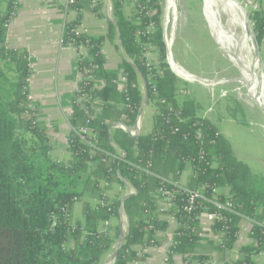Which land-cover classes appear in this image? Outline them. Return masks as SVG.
<instances>
[{
  "label": "trees",
  "instance_id": "trees-1",
  "mask_svg": "<svg viewBox=\"0 0 264 264\" xmlns=\"http://www.w3.org/2000/svg\"><path fill=\"white\" fill-rule=\"evenodd\" d=\"M110 1L113 19L106 35L101 36L79 28L83 12L99 13L105 1L95 0L93 8L94 0H74L69 5L76 15L64 25L62 46H73L78 52L88 49L87 55H78L77 73L92 76L102 87L95 88L87 79L78 82L67 138L71 159L64 164L52 157L47 128L37 123L39 110L29 101V53L6 46L18 0H0V63L5 64L4 70L0 68V264H101L114 252L122 234L119 225L110 226L122 210L128 230L113 264H130L139 258L136 247L159 246L157 233L169 228L168 221L160 218L157 202L161 190L171 194L174 209L168 215L178 223L169 262L182 255L188 261L205 263L207 257L196 255L195 249L202 240L200 216L206 213L221 217L211 230L221 239L216 248L224 258L237 242L240 221L249 219L250 242L240 248L239 259L231 264H259L256 258H264V184H257L258 177L238 159L218 127L197 116L192 101H179V80L166 62L164 0H140L130 16L125 14L126 0ZM250 20L261 45L264 10H252ZM107 42L125 56L119 70L106 68L102 51ZM150 50L159 58L157 66L148 64ZM121 75L126 78L125 91L118 86ZM140 79L145 82L148 103H155L163 116L154 117L151 133L133 138L118 125L132 128L139 119L144 104ZM84 97L95 105L99 101L101 111H86L79 103ZM236 105L245 118L242 106ZM231 118L238 125L249 126L244 118L238 120L236 113ZM84 126L96 134L95 148L77 134ZM188 166L193 176L187 190H202L208 200L225 203L227 199L213 191L228 187L231 210H219L213 202L199 200L196 209L188 211V194L175 187ZM112 184L134 194L123 201L128 194L120 192L112 200L106 194ZM86 194L95 196L97 202L83 200ZM76 203H82L83 219L73 224Z\"/></svg>",
  "mask_w": 264,
  "mask_h": 264
},
{
  "label": "crops",
  "instance_id": "crops-1",
  "mask_svg": "<svg viewBox=\"0 0 264 264\" xmlns=\"http://www.w3.org/2000/svg\"><path fill=\"white\" fill-rule=\"evenodd\" d=\"M67 3L68 0H18L14 18L9 24L6 34L7 48L25 49L29 53L31 66L29 101L33 108L39 110L37 123L47 128L50 143L53 147L52 157L64 164L71 159L67 142L71 131L69 120L73 111V97L81 79L79 73H77V59L80 52L73 46H62L64 25L67 21L74 20L76 15L72 11L66 13ZM236 9L238 10V8ZM255 9L264 10V0L260 2L256 0ZM112 19L111 2L105 0V5L99 13L90 10L83 12L82 25L79 31L92 36L106 35L109 22ZM116 43H119V38ZM102 52L107 59L106 68L108 70H119L125 57L123 52L116 49L110 42L105 44ZM155 55L157 56V54ZM118 86L121 90L123 84L118 83ZM139 86L145 95L146 90L143 79H140ZM148 106H152L151 103H148L146 107ZM154 117V113H152V130ZM138 121H140L138 135H142L140 134L142 131L140 116ZM191 178L192 169L188 166L182 175V182L188 184ZM160 218L169 223L167 232H159L156 235L161 244L157 247H136L139 258L130 264H201L198 261H188L182 255L173 256L171 262H169L170 250L173 246V235L178 229V223L172 215L160 214ZM212 225L207 214L200 216L202 240L196 247L195 254L207 257L203 264L234 263L240 257V248L250 242L251 221L247 218L240 221L237 242L225 258L216 248L219 237L212 233ZM111 257L112 254L107 255L104 264H110ZM256 260L260 264L264 263L262 256H258Z\"/></svg>",
  "mask_w": 264,
  "mask_h": 264
},
{
  "label": "rangeland",
  "instance_id": "rangeland-1",
  "mask_svg": "<svg viewBox=\"0 0 264 264\" xmlns=\"http://www.w3.org/2000/svg\"><path fill=\"white\" fill-rule=\"evenodd\" d=\"M238 1L243 2V0ZM171 2L172 0H164L162 3V27L167 47L166 62L172 71L169 64L170 56H172L175 63L195 78L191 80L172 71L179 80V91L177 93L179 101H192L195 104L197 116L209 119L218 127L221 134L231 143L238 159L247 163L251 167V172L258 177L257 184L259 185L260 182L264 184V99L260 97L259 92L250 86H245L239 80L240 73L238 69L227 59L215 36L216 29L211 27L205 17V0H174L175 7L171 9L172 11L170 10ZM232 3L238 8L233 0ZM246 3L250 19V12L256 10V0H247ZM3 9H5L4 5L2 6ZM236 10L235 12L242 16L240 11ZM133 11V7L125 6V14L130 16ZM250 26L252 28L251 20ZM172 32H175V40L170 47L169 39ZM250 43L252 44L251 38ZM258 47L261 65H257L258 73H260V71L264 72V43L258 44ZM155 54L153 50L147 53L149 65L157 66L159 64V58ZM0 68L4 70L5 64L0 63ZM11 75L15 83L17 76L14 70ZM202 81L216 83L210 85L204 84ZM236 103L242 106L245 118L238 111ZM151 105L153 107H146L140 115L142 121L140 134L142 135L151 133V115L160 110L157 109L155 103H151ZM170 107L169 105L166 106V108ZM228 109L231 110V113ZM234 112L238 120L244 118L249 126L238 125L231 118L232 114H235ZM181 180L180 183H183ZM120 192L129 195L131 189L120 190L119 187L112 184L106 190V194L112 200L117 198ZM83 200H90L92 203L97 202L96 197L90 194H86ZM163 207L164 204L161 203L159 210ZM82 219V203H76L72 222L75 224L77 221H82ZM112 221L110 226L116 227L119 225L125 236L128 230V220L123 211L119 219H113ZM119 240L120 238L116 239L114 250L118 247ZM104 259L101 264H104ZM113 262L110 261V264H113Z\"/></svg>",
  "mask_w": 264,
  "mask_h": 264
},
{
  "label": "bare ground",
  "instance_id": "bare-ground-1",
  "mask_svg": "<svg viewBox=\"0 0 264 264\" xmlns=\"http://www.w3.org/2000/svg\"><path fill=\"white\" fill-rule=\"evenodd\" d=\"M174 7L175 2L172 0L170 10ZM235 9L232 0H205L204 14L211 27L216 29L215 36L227 59L238 69L240 73L239 80L245 86H250L259 92L260 97L264 99V72L260 71L258 73L255 52L253 51V45L250 43L249 24L245 22V13L238 7L241 16L235 12ZM174 40L175 32H172L169 39L170 47ZM170 63L173 70L178 74L191 80L195 79L175 63L172 56H170ZM202 83L214 85L216 82L202 81Z\"/></svg>",
  "mask_w": 264,
  "mask_h": 264
},
{
  "label": "built area",
  "instance_id": "built-area-1",
  "mask_svg": "<svg viewBox=\"0 0 264 264\" xmlns=\"http://www.w3.org/2000/svg\"><path fill=\"white\" fill-rule=\"evenodd\" d=\"M139 1L140 0H127V3L125 2L126 6L129 7H133V9H138L139 7ZM74 0H68V3L66 5V13H69V5L74 4ZM96 5L95 0L92 3L91 7L93 8ZM9 26V25H8ZM164 34V33H163ZM264 43V41H263ZM88 49L87 48H81L80 49V54L81 55H87ZM81 79H87L89 81H92L94 84L95 88H101L102 87V82L100 81H96L94 80V78L92 76H88V77H84L82 74H79ZM80 79V80H81ZM118 83L123 84V87H121V91H125L126 87H127V83H126V78L124 77V75H121L119 77ZM76 92H78V85L76 88ZM75 92V93H76ZM91 101H89L88 97H84L81 98L79 100V103L81 104V106L83 108L86 109V111L92 110L95 114L99 113L101 111V106H99V101L97 102V105H95V103H90ZM90 103V106L87 107V104ZM87 107V108H86ZM172 111L171 109H169V112ZM158 115H162V113L157 110L156 113H154V116H158ZM175 115H178V113H176ZM163 116V115H162ZM118 128H120L121 130L127 132L131 137L135 138L138 136L139 134V129H140V121H137V123L135 124V127L132 128H128L124 125H118ZM77 134L81 137V139L83 141H85L90 147L95 148L97 145V141H96V134L89 129L87 126L81 127L79 129L76 130ZM117 155L119 157H122V155L118 152ZM182 181V180H181ZM187 183H179L178 185L175 184V187L178 188L179 191H184L188 194L189 196V206H188V211H193L194 209H196V204L199 200H205V201H209V202H213L215 204V206L219 209V210H231V208L233 207V201L232 199H230V190L228 187H224L222 189H215L213 191V194L215 196H219L222 195L224 198H226L227 200L225 201V203H219L218 201H216L215 199H211L208 200L204 195L202 190H198V191H188L187 190ZM107 185H105L106 187ZM131 194H134L133 191H131ZM159 195L160 198L158 199V206L160 208V204L163 203L164 207L161 208L159 210V213L162 215H168V213H170L173 209H174V205L171 203V194L169 192L166 191H159ZM206 214V213H205ZM203 215V214H202ZM207 217L209 219V221L213 224L215 221L220 220L221 217L219 214H207ZM221 243V239H218L217 244ZM174 245V240L173 243Z\"/></svg>",
  "mask_w": 264,
  "mask_h": 264
},
{
  "label": "water",
  "instance_id": "water-1",
  "mask_svg": "<svg viewBox=\"0 0 264 264\" xmlns=\"http://www.w3.org/2000/svg\"><path fill=\"white\" fill-rule=\"evenodd\" d=\"M233 2L235 3L236 6H238L245 13V22H246V24H249V34L251 36V41H252L253 49H254V52H255V60H256L257 64L260 66L261 65V59H260L261 57H260V53H259V47H258V43L256 41V38L254 36L253 29L250 26L249 13H248V11L246 9L247 3H246V1H243V2L240 3L238 0H233ZM119 42H120V39H119ZM169 64H170V67H171L172 71L174 72L171 63H169ZM147 103H148V96H147V93L145 92V95H144V104H143V107H142V109L140 111V114H142L144 108L147 106ZM128 197H129V195L125 196L124 199H123V201L126 200ZM124 238H125V236L122 233L121 236H120L119 245L114 250V252L112 253V257H111L112 261H114V259L118 255L119 249L123 245Z\"/></svg>",
  "mask_w": 264,
  "mask_h": 264
}]
</instances>
